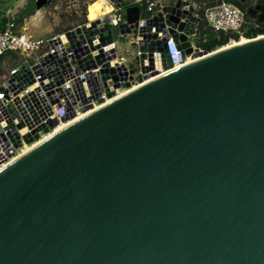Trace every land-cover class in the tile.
<instances>
[{"label":"water","instance_id":"1","mask_svg":"<svg viewBox=\"0 0 264 264\" xmlns=\"http://www.w3.org/2000/svg\"><path fill=\"white\" fill-rule=\"evenodd\" d=\"M48 1L28 0L19 15ZM211 1L174 0L143 19L130 5L117 26L96 18L65 32L75 67L103 64L109 85H132L135 70L118 64L115 48L126 35L142 72L169 71L0 170V264H264V38L174 70L166 53L169 35L192 51L200 18L189 10ZM241 2L264 20L263 5ZM85 41L105 51L93 56Z\"/></svg>","mask_w":264,"mask_h":264},{"label":"built area","instance_id":"2","mask_svg":"<svg viewBox=\"0 0 264 264\" xmlns=\"http://www.w3.org/2000/svg\"><path fill=\"white\" fill-rule=\"evenodd\" d=\"M187 1L190 5L194 3V0ZM131 2L132 5L144 9V13L140 11V19L155 17L166 4L164 0H131ZM111 3L112 9L98 18L107 22L109 26H117L125 20L126 7L119 0H113ZM246 9L247 7L241 8L233 0H214L211 4L196 3L194 12L189 10V13L200 18L199 12L202 11L205 23L213 31L234 32L240 34L241 38L246 23ZM198 23H195L194 34L188 35L192 49L189 54L178 47L171 35L166 39V53L172 68L180 67L187 61L195 59L197 49V51H203L194 42ZM68 30L52 34L48 38L35 37L26 33L22 26L16 23L15 16H11L3 26H0V56L8 53H16L26 58L33 53L39 55L31 64L26 61L10 68L6 78L0 82L2 87L0 90V166L18 154L21 146L26 144L23 136L29 134L33 137L34 133L42 132L45 128L49 132L52 129L49 126L50 122H63L61 119L64 116H69L71 119L76 114L99 105L101 100L106 101L109 98L107 90L111 89L117 94L126 89L122 86L115 87L114 83L109 85L102 79L99 70L104 67L103 64H98L94 68L75 67L77 56L67 48L65 32ZM151 32H155L154 27ZM165 34L166 32L158 31L157 37L162 38ZM82 46L88 47L89 53L93 56L99 48L105 51L103 46L91 50L86 41ZM139 54L140 51L135 49L134 57L137 60L135 67L127 65L123 58H119L116 54L118 64L123 62L128 68L135 70L130 81L131 87L146 80L144 76L148 73L165 72L161 66L142 72ZM20 68L23 69L22 72ZM27 70L30 73L25 76ZM58 76L62 78V82H58ZM26 77L33 79V82L23 87ZM122 82L118 80V83ZM14 133L18 138L12 140L11 136L15 137ZM15 143L19 146H15Z\"/></svg>","mask_w":264,"mask_h":264},{"label":"rangeland","instance_id":"3","mask_svg":"<svg viewBox=\"0 0 264 264\" xmlns=\"http://www.w3.org/2000/svg\"><path fill=\"white\" fill-rule=\"evenodd\" d=\"M13 1L10 2V6H14L15 2ZM173 1L174 0H171L170 2L173 3ZM101 3L102 1L100 0H49L44 6L37 9V12L33 13L31 17L29 15L24 16L25 19L23 18V21L28 22V28H27L28 33L32 34L33 36L48 38L52 34L59 33L66 28L77 25L83 17H86V19L89 20L87 18V15L90 14L93 15L95 13V9L97 7H101L100 5ZM140 11L141 13H144L143 8H140ZM131 40L132 38L130 35H126L118 38L116 42V54L121 55L125 59L127 65L135 67L137 60L134 57L135 47L134 45H131L129 43ZM234 42L237 41L231 40L228 42L227 45H230ZM10 54H14L19 57L18 58L19 60L13 64L14 66L19 65L26 61H28L31 64L39 56L38 53L35 54L33 53L29 55V58H26L23 55L20 56L16 53H8L5 55H10ZM10 63L11 61L8 58H5L3 61L0 62V82L6 78L8 69L10 67L9 65ZM125 92L126 91L122 93L124 94ZM54 130H52L51 132H53ZM43 139L37 141L36 143L42 141ZM33 145L34 144H32L31 146L25 144L21 146V150L18 152V154L15 157L28 151L30 148H32ZM26 146L27 147L30 146V147L24 148Z\"/></svg>","mask_w":264,"mask_h":264},{"label":"trees","instance_id":"4","mask_svg":"<svg viewBox=\"0 0 264 264\" xmlns=\"http://www.w3.org/2000/svg\"><path fill=\"white\" fill-rule=\"evenodd\" d=\"M119 1L125 7L132 5L131 0H119ZM233 1L241 8H245L247 6L245 3L241 2V0H233ZM253 1L257 4L263 5L264 7V0H253ZM213 2L214 1H211L208 2L207 4H211ZM199 16L201 18V21L196 25L194 41L195 44L204 51H208L210 53V51H213L221 46L227 45L230 40L239 41L240 34L234 32L213 31L205 23L202 16V11L199 12ZM245 17H246V23L244 25L242 37H244L245 39H251L259 35H264V20H260L258 18L250 19L248 15H246ZM23 18L24 16H21L19 14L15 16V21L19 26H22ZM86 22H87L86 17H83L77 25L84 24ZM75 26L66 28L63 31L71 29ZM5 58H8L11 61V63L9 64L10 65L9 69L14 67L13 64L19 60L18 59L19 57L17 55L10 54V55L0 56V62L3 61Z\"/></svg>","mask_w":264,"mask_h":264},{"label":"bare ground","instance_id":"5","mask_svg":"<svg viewBox=\"0 0 264 264\" xmlns=\"http://www.w3.org/2000/svg\"><path fill=\"white\" fill-rule=\"evenodd\" d=\"M90 7H91V6H90ZM92 7H94V6H92ZM93 9H94V8H93ZM90 11H91V10H90ZM92 12H93V10H92ZM242 38H243V37L240 38L241 40H239V41H237V42H234V43H232V44H230V45H224V46H221V47H219V48L213 50V51L210 52V53H207V54H206V53H204V52H201V53H199V56H196V58L193 59V60H189V61H187L184 65L189 64V63H191V62H195V61L201 60V59H203V58H206V57H208L209 55L214 54V53H216V52H218V51H221V50H223V49L230 48V47H233V46L242 45V44H244V43H247V42H250V41H253V40L259 39V38H264V35H259V36L255 37V38H253V39H245V38L242 39ZM205 54H206V55H205ZM182 66H183V65H182ZM176 68H178V67H174V68H172V69H170V70H174V69H176ZM168 71H169V70H168ZM168 71H165V72H163V73H161V74H164V73H166V72H168ZM161 74H158V75H155V76L153 75V76L147 78L146 80H144L143 82H141V83H139V84H135L134 86H132V87H130V88H128V89H124V90L120 91L119 93L115 94L113 97L108 98L106 101H102L99 105H97V106H95V107L88 108V109H86V110H84V111H82V112L76 114L74 117H72V118L69 119L68 121L60 122V124L58 123V124L55 125L54 128H52L49 132L41 134L40 137H39L37 140H35V141H33L32 143L28 144V145H30V146H31L32 144H34V145L32 146V148H30L29 150H31V149H33L34 147L38 146V145L41 144L43 141H45L47 138H49V137L52 136L53 134L59 132L60 130L64 129L65 127L69 126L70 124H72L73 122L77 121L78 119H80V118L86 116L87 114L93 112L94 110H96V109H98V108H100V107H102V106L108 104L109 102L115 100L116 98H118V97H120V96L126 94L127 92H129V91H131V90L137 88V87L140 86L141 84L146 83V82H148V81H150V80H153V79L157 78V77L160 76ZM124 91H126V92L123 94L122 92H124ZM120 93H122V94H120ZM57 126H58V127H57ZM55 128H56V129H55ZM54 129H55V130H54ZM52 130H54V131L51 132ZM50 132H51V133H50ZM45 136H46V137H45ZM44 137H45V138H44ZM43 138H44V139H43ZM41 139H43V140L40 141V142H38V143H36L37 141H39V140H41ZM30 146H28V147H30ZM28 147L26 146V147H24V148H28ZM24 148H23V149H24ZM29 150H28V151H29ZM28 151H26V152H28ZM26 152H24V153H26ZM24 153H22V154H24ZM22 154L18 155L17 157H15L17 154L14 155V156H13V157H12L7 163H5L4 165L0 166V170H1L4 166H6L8 163H10V162L13 161L14 159L18 158L19 156H21Z\"/></svg>","mask_w":264,"mask_h":264},{"label":"crops","instance_id":"6","mask_svg":"<svg viewBox=\"0 0 264 264\" xmlns=\"http://www.w3.org/2000/svg\"><path fill=\"white\" fill-rule=\"evenodd\" d=\"M13 0H0V25H4L5 22L11 17V16H16L17 14H19L20 10L23 8L24 3H26L28 0H15L13 2H15L14 6H10V2H12ZM102 1V3L100 4L101 7H97L95 9V13L93 15H87V18L89 20H95L96 18H98L100 15L105 14L106 12H109L112 9V3L110 0H100ZM171 0H164V2H166V4L170 3ZM16 8V9H15ZM37 10L34 12L36 13ZM33 14V13H32ZM30 14L29 16L31 17ZM25 19V18H24ZM22 28L27 32V28H28V22H24L22 23ZM30 34V33H29ZM32 35V34H31ZM35 37H39V36H35ZM117 42V41H116ZM131 42V41H130ZM129 42V43H130ZM116 44V43H115ZM117 56L120 58L122 57L121 55ZM123 58V57H122ZM123 60L125 61V59L123 58Z\"/></svg>","mask_w":264,"mask_h":264}]
</instances>
